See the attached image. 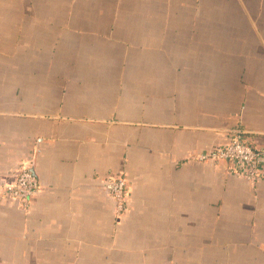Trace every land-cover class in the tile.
Listing matches in <instances>:
<instances>
[{
	"label": "crops",
	"instance_id": "obj_1",
	"mask_svg": "<svg viewBox=\"0 0 264 264\" xmlns=\"http://www.w3.org/2000/svg\"><path fill=\"white\" fill-rule=\"evenodd\" d=\"M0 264H264V0H0Z\"/></svg>",
	"mask_w": 264,
	"mask_h": 264
},
{
	"label": "built area",
	"instance_id": "obj_2",
	"mask_svg": "<svg viewBox=\"0 0 264 264\" xmlns=\"http://www.w3.org/2000/svg\"><path fill=\"white\" fill-rule=\"evenodd\" d=\"M262 151L254 148L250 141L238 131L225 144L217 145L197 155L201 160L227 159L235 165L237 174L243 175L255 182L260 173ZM108 193L116 199L118 211L124 209L126 200L127 180L123 175L108 177L105 181ZM40 188L39 180L34 169L33 159L22 163L15 183L3 186V191L19 199L23 207L27 208L30 199Z\"/></svg>",
	"mask_w": 264,
	"mask_h": 264
},
{
	"label": "trees",
	"instance_id": "obj_3",
	"mask_svg": "<svg viewBox=\"0 0 264 264\" xmlns=\"http://www.w3.org/2000/svg\"><path fill=\"white\" fill-rule=\"evenodd\" d=\"M244 135V134H243ZM251 143V142H250ZM220 145H222V144H220ZM251 145L254 147V148H256L252 143H251ZM217 145H215V146H213V147H216ZM212 148V147H211ZM257 149V148H256Z\"/></svg>",
	"mask_w": 264,
	"mask_h": 264
}]
</instances>
